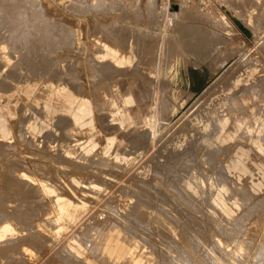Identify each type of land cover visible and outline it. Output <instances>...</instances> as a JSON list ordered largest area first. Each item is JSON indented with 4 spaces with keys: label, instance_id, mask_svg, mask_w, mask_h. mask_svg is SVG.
Instances as JSON below:
<instances>
[{
    "label": "rangeland",
    "instance_id": "rangeland-1",
    "mask_svg": "<svg viewBox=\"0 0 264 264\" xmlns=\"http://www.w3.org/2000/svg\"><path fill=\"white\" fill-rule=\"evenodd\" d=\"M162 3L0 0V207L40 233L11 264H264V0Z\"/></svg>",
    "mask_w": 264,
    "mask_h": 264
},
{
    "label": "bare ground",
    "instance_id": "bare-ground-1",
    "mask_svg": "<svg viewBox=\"0 0 264 264\" xmlns=\"http://www.w3.org/2000/svg\"><path fill=\"white\" fill-rule=\"evenodd\" d=\"M169 6V2H168V0H163V3H162V8H166V7H168ZM213 20H215V17L213 18ZM174 54V53H173ZM1 148V147H0ZM1 152V151H0ZM1 154V153H0ZM3 156V154L2 155H0V157H2ZM2 159V158H1ZM0 159V160H1ZM2 161V165H3V162H4V159H2L1 160ZM0 161V162H1ZM179 162V161H178ZM1 164V163H0ZM8 164H10V163H7L6 162V165L5 166H7ZM1 165V166H2ZM13 165H11V167H12ZM3 169H4V167H2ZM8 168H9V166H8ZM14 168V167H13ZM6 169V168H5ZM10 169H12V168H10ZM13 170V169H12ZM7 171H9V170H7ZM12 174H13V172H11ZM25 172H23L22 174H21V177H25V174H24ZM163 174V173H162ZM12 176V175H11ZM27 178H28V176H27ZM14 179V178H13ZM16 179V178H15ZM14 179V180H15ZM19 180V179H18ZM9 181V180H8ZM7 181V182H8ZM17 181V180H16ZM20 181V180H19ZM10 183H12V182H10ZM14 183H16V182H14ZM19 183V182H18ZM21 183H23L24 184V181H22ZM27 184V183H26ZM11 184H9V186H10ZM14 185V184H13ZM16 186L18 185L17 183L15 184ZM14 185V186H15ZM19 185H20V183H19ZM18 185V186H19ZM28 185V184H27ZM26 186V185H25ZM13 187V186H12ZM31 188V187H30ZM6 189V188H5ZM3 190L4 192L6 191V190ZM33 189V188H32ZM7 190H9L8 188H7ZM155 191V190H154ZM162 191V190H161ZM7 192V191H6ZM13 193V192H12ZM13 196V195H12ZM2 197H4L3 196V193L0 191V203H1V199H2ZM7 197V196H6ZM139 203V202H138ZM144 206V205H143ZM139 207V206H138ZM137 207V208H138ZM153 207V206H152ZM13 207H11L10 209L13 211V209H12ZM146 208V207H145ZM9 209H6V208H4V207H0V262H1V260H4V264H9L10 262H12L13 261V259H15L16 257V253H18V254H20V255H24V256H28V254L27 253H25V251H23V249H22V245H25L26 246V244L25 243H29V241L31 240H34V241H38L39 239V235H40V233L39 232H37L36 230H32L33 228H35V227H31V233L29 234V236H30V238L27 236V233L23 236V235H20V234H22L23 232H27V228H26V230H24L23 229V227L21 228V227H19V225L16 223V222H18V221H14L13 220V218H15L14 216H13V213H10L9 211H8ZM15 210V209H14ZM141 210V209H140ZM16 211V210H15ZM15 211H13V212H15ZM18 212V211H17ZM20 212V211H19ZM137 212H139V211H137ZM10 213V214H9ZM136 213V212H135ZM11 214H12V216H11ZM15 214V213H14ZM18 216L19 215H21L20 213L18 214V213H16ZM17 215H15V216H17ZM17 216V217H18ZM134 216V215H133ZM16 217V218H17ZM122 217V216H121ZM24 218V217H23ZM138 218V217H137ZM149 218V217H148ZM177 218V217H176ZM183 218V217H182ZM21 219V218H20ZM118 219V218H117ZM150 219V218H149ZM148 219V220H149ZM18 220H19V218H18ZM22 220V219H21ZM24 220H26V218L24 219ZM120 220V219H119ZM128 220V219H127ZM126 220V221H127ZM176 220H179L178 218L176 219ZM20 221V220H19ZM96 221V220H95ZM122 221V220H121ZM139 221V220H138ZM145 221V220H144ZM163 221V223L165 222L164 220H162ZM161 221V222H162ZM131 222V221H130ZM136 222V221H135ZM21 223H23V224H25V221H23V222H21ZM20 223V224H21ZM26 223H28V221H26ZM126 223V222H125ZM139 223V222H138ZM158 223V222H157ZM22 224V225H23ZM131 224V223H130ZM136 224V223H135ZM135 224H133V226L135 225ZM165 224V223H164ZM168 224H170L171 225V223L169 222ZM180 224V223H179ZM185 224H187V223H185ZM27 225V224H26ZM29 225V224H28ZM137 225V224H136ZM138 225H140V224H138ZM145 225V224H144ZM149 225V224H148ZM151 225V224H150ZM166 225V224H165ZM206 225V224H205ZM32 226V225H31ZM34 226V225H33ZM141 226V225H140ZM143 226V225H142ZM178 226V225H177ZM187 226V225H186ZM29 227V226H28ZM128 227V226H127ZM137 227V226H136ZM145 227V226H144ZM143 227V228H144ZM169 227V226H168ZM173 227H174V225H173ZM183 227H185V226H183ZM139 228V227H138ZM141 228V227H140ZM142 228V229H143ZM146 228V227H145ZM165 228V227H164ZM175 228H177V227H175ZM181 228V227H180ZM186 228V227H185ZM185 228H183V232H185ZM30 229V228H29ZM141 229V230H142ZM166 229V228H165ZM168 229V228H167ZM172 229V228H171ZM187 229H189V225H188V228ZM134 230V229H133ZM148 230V229H147ZM139 231V230H138ZM152 231V230H151ZM172 231V230H171ZM175 232H176V230H175ZM144 233V232H143ZM149 233V232H148ZM152 233L153 234H155L153 231H152ZM152 233H151V235H152ZM177 233V232H176ZM185 233H187V232H185ZM192 233V232H191ZM238 233V232H237ZM189 234V233H188ZM172 235V234H171ZM192 235V234H191ZM204 235V234H203ZM26 236H27V238H29V239H27L26 238ZM155 236V235H154ZM157 236H158V234H157ZM156 236V237H157ZM163 236V235H162ZM166 236V235H165ZM185 236V235H184ZM234 236H237L236 234L235 235H233L232 237H234ZM148 237V236H147ZM151 237V236H150ZM204 237V236H203ZM89 238H91V237H89ZM151 238H153V237H151ZM193 238V237H192ZM213 238V237H212ZM194 239V238H193ZM204 239V238H203ZM94 240V239H93ZM144 240V239H143ZM151 240V239H150ZM161 240V239H160ZM163 240V239H162ZM166 240H168V241H170V245H171V247H172V249L175 251V250H178L179 249V247H178V249L176 248V247H174V241H172L171 242V238L170 237H166ZM188 240H189V238H188ZM191 240V239H190ZM197 240V239H196ZM241 240V239H240ZM146 241H147V239H146ZM154 241V239L151 241V242H153ZM192 241V240H191ZM210 241V240H209ZM208 241V242H209ZM216 241V240H215ZM215 241H210L209 243L211 244V242H212V244L210 245L209 243V247H210V249L212 248V250L214 251L213 253H215L216 251H217V249L218 250H220V247H222V245H218L219 243H217V241L215 242ZM167 242V241H166ZM180 242V241H179ZM193 242V241H192ZM89 243L90 244H92V242L89 240ZM145 243V242H144ZM161 243V242H160ZM196 243V242H195ZM199 243V242H198ZM203 243V242H202ZM238 243V242H237ZM263 243H264V241H263ZM154 244V243H153ZM163 244H164V240H163ZM166 244V243H165ZM200 244V243H199ZM198 244V245H199ZM216 244H217V246H216ZM176 245V244H175ZM28 246H29V244H28ZM99 246V245H98ZM158 246H159V244H158ZM165 246H167V247H169L168 246V244L167 245H165ZM177 246H179L178 244H177ZM182 246V245H181ZM202 245L200 244V246L199 247H201ZM218 246H220L219 248H218ZM156 247V246H155ZM171 247H169L170 249H171ZM208 247V248H209ZM230 247V246H229ZM237 247V246H236ZM27 248V247H26ZM29 248V247H28ZM94 248V247H93ZM160 248V247H159ZM168 248V249H169ZM190 248V247H189ZM195 247H193V249H194ZM227 248V247H226ZM196 249V248H195ZM199 249V248H198ZM181 250V249H180ZM180 250H178V251H180ZM185 250V249H184ZM197 250V249H196ZM223 250H224V248H223ZM223 250H221L223 253H224V251ZM177 251V252H178ZM187 251V250H186ZM204 251V250H203ZM220 251V252H221ZM227 251V250H226ZM12 252L14 253V255H11L12 254ZM157 252V251H156ZM172 252V251H171ZM197 252V251H196ZM207 252V251H206ZM209 252V251H208ZM222 252H221V254H222ZM165 253V252H164ZM175 253V252H174ZM166 254H167V252H166ZM166 254H163L162 255V257H161V255H160V263L158 262V264H177L176 262H175V259L170 255H166ZM196 254V253H195ZM207 254V256H206V258L209 256L210 258H211V256L210 255H208L209 253H206ZM220 254V253H219ZM219 254H218V256H219ZM221 254H220V257H221ZM228 254H230V253H228ZM78 253L76 252V251H74L73 250V252H72V255H71V257H69V258H66V260H68L69 261V264H71V261H75V262H77L78 260L80 261V259H79V257H78ZM189 256V258L188 257H186V256H184V257H181L182 259H185L184 261V263H187V264H202V263H198V261H196V262H194V263H192L191 262V257H190V254H188ZM202 255H204V254H202ZM215 255V254H214ZM217 255V254H216ZM215 255V256H216ZM224 255V254H223ZM226 255V254H225ZM212 257L211 259V261H216L217 262V260H216V257ZM218 256H217V258H218ZM230 256V255H229ZM15 257V258H14ZM22 257V256H21ZM20 257V258H21ZM199 257H201V256H199ZM219 257V258H220ZM224 257H226V256H224ZM176 258V257H175ZM179 259H180V257H178ZM179 259H178V261H179ZM202 259V258H201ZM223 258H221L220 259V261L222 260ZM20 260H23V258L22 259H20ZM19 259H18V261H17V263H19V261H20ZM209 260V259H208ZM226 260H229V258L228 259H226ZM15 260H14V262H16ZM78 261V262H79ZM155 261H157V260H155ZM162 261V262H161ZM180 261H182V260H180ZM195 261V260H194ZM205 261L206 262H203V264L205 263V264H207V259H205ZM210 261V260H209ZM209 261H208V263H209ZM211 261H210V263H211ZM222 261H225V260H222ZM221 261V262H222ZM263 261V260H262ZM66 262V261H65ZM81 262V261H80ZM79 262V263H80ZM183 262V261H182ZM214 262H212L211 264H217V263H214ZM228 261H226V263H227ZM3 263V262H2ZM61 263V262H60ZM68 263V262H67ZM66 263V264H67ZM219 263V262H218ZM245 263V262H244ZM11 264V263H10ZM65 264V263H64ZM224 264H225V262H224ZM228 264H229V262H228ZM263 264V263H262Z\"/></svg>",
    "mask_w": 264,
    "mask_h": 264
},
{
    "label": "crops",
    "instance_id": "crops-1",
    "mask_svg": "<svg viewBox=\"0 0 264 264\" xmlns=\"http://www.w3.org/2000/svg\"><path fill=\"white\" fill-rule=\"evenodd\" d=\"M129 43V47L131 46V42L129 41L128 42ZM119 48H120V45L118 46ZM128 47V48H129ZM124 50H127V49H125V48H123ZM123 58H125V59H127V55H124V57ZM106 61H109V62H111L112 64H114V65H116V66H118L117 64H116V62L115 61H113V60H111V59H108V60H106ZM119 68H121L120 66H118ZM35 86L36 85H29V86H27L26 88H27V91H26V93L27 94H32L33 93V91H34V88H35ZM57 96L58 98H59V100H60V104H61V106H62V108H61V110L60 111H58V113H57V115H59V114H67V115H69L70 117H73L74 119H75V123H77V126H80V127H82V128H93L92 126H93V124H92V126L90 127V126H88L87 124L89 123L88 122V117H87V115H89V107L86 105H83V103H81L82 105H74L76 102H75V100H74V98H73V95L70 93V92H68V91H64V92H62V93H60V92H52L51 93V95L49 96H47V98L48 99H52L54 96ZM77 104V103H76ZM45 105L46 106H49L50 104L49 103H45ZM65 107H68V109H69V111H65ZM75 110V111H74ZM85 116H86V119H85ZM126 116H127V114H126ZM83 118L85 119V120H83ZM78 119V120H77ZM8 119L5 117V115H2V114H0V123H1V125H2V123L5 125V127L7 128V130H8V136H7V138H9V134L12 132V127H11V125L8 123V121H7ZM123 122H125V119H123ZM86 126V127H85ZM0 131H3V128H1V130ZM2 133H4V132H2ZM65 202V201H64ZM63 202V203H64ZM66 203V202H65ZM60 210H62V213H63V217L65 216V215H68L70 218H75V216H76V214L75 215H72L73 213V208L69 205V204H66V205H62V207L60 208Z\"/></svg>",
    "mask_w": 264,
    "mask_h": 264
},
{
    "label": "built area",
    "instance_id": "built-area-1",
    "mask_svg": "<svg viewBox=\"0 0 264 264\" xmlns=\"http://www.w3.org/2000/svg\"><path fill=\"white\" fill-rule=\"evenodd\" d=\"M163 1V0H162ZM168 2H169V5L171 4V0H168Z\"/></svg>",
    "mask_w": 264,
    "mask_h": 264
}]
</instances>
